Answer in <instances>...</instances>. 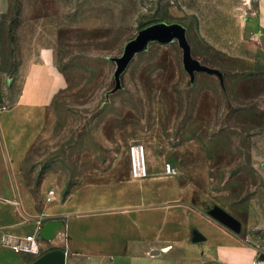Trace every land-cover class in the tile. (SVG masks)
Returning a JSON list of instances; mask_svg holds the SVG:
<instances>
[{"label": "rangeland", "instance_id": "obj_1", "mask_svg": "<svg viewBox=\"0 0 264 264\" xmlns=\"http://www.w3.org/2000/svg\"><path fill=\"white\" fill-rule=\"evenodd\" d=\"M256 3L10 0L0 27L8 72L0 77L5 104L16 102L21 80L14 72L35 46L53 52L62 87L41 114L40 128L24 137L20 164L14 165L20 173L8 179L15 188L9 199L42 205L55 191L54 169L71 165L67 156L108 154L103 142L112 145L111 154H127L139 141L147 151L153 147L164 166L171 163L169 178L179 174L198 197L218 204L242 225L234 238L217 234L195 243L193 227L207 233L218 228H206L202 212L184 201L170 209L168 231L161 234L168 238L136 242L137 253L151 261L120 264H229L214 260L212 253L236 246L264 254V61L255 45L258 36L244 25ZM154 23L183 25L191 58L205 69L186 68L176 39L150 41L117 74L127 45ZM65 182L64 192L73 179Z\"/></svg>", "mask_w": 264, "mask_h": 264}, {"label": "crops", "instance_id": "obj_2", "mask_svg": "<svg viewBox=\"0 0 264 264\" xmlns=\"http://www.w3.org/2000/svg\"><path fill=\"white\" fill-rule=\"evenodd\" d=\"M246 1L251 3V0ZM9 8L10 0H0V27ZM249 15L243 17L244 25L248 34L258 36L259 43L255 45L259 59L264 61V0H257L256 8ZM34 48L14 72V77L21 80L16 102L7 106L0 95V180H5L4 185H0V264H46V256L53 250L63 251L64 255L53 257L50 264L57 261L64 264L151 261L146 254L137 253L136 242L142 238H168L161 234L168 231L170 209L185 205L184 201L192 202L194 209L202 212L200 218L206 228H218L207 233L201 227H193L205 233L206 240L217 238V234L219 238H234V231L206 212V199L184 185L179 174L167 176L162 159L150 145L147 151L149 175L145 178L132 176L129 147L127 154L113 155L112 145L103 142V148L109 149L108 154L92 158L67 156L71 165L65 170L54 169L55 193L47 198L49 187L42 205L29 206L24 200L20 204L10 200L8 196L14 194L15 188H10L8 179L20 173L14 165L20 164L24 137L29 131L40 128L41 114L62 87L53 52L47 47ZM7 75L0 47V77L5 79ZM69 178L73 183L64 192L65 180ZM39 221L42 227L50 222L54 225L48 228L45 236L40 232L38 253H18L1 242L4 235L25 237L35 232ZM223 248L212 253L214 260L253 264L261 259L264 264V254L240 246ZM154 251L157 250H152V254Z\"/></svg>", "mask_w": 264, "mask_h": 264}, {"label": "water", "instance_id": "obj_3", "mask_svg": "<svg viewBox=\"0 0 264 264\" xmlns=\"http://www.w3.org/2000/svg\"><path fill=\"white\" fill-rule=\"evenodd\" d=\"M176 39H179V43L184 49L185 57V66L189 71L193 70H203L204 66L200 65L197 60L191 58V47L186 38V28L179 24L173 23L170 25L164 23H154L143 28L137 39L131 41L127 45L126 54L124 58L119 60L120 68L118 70L119 74L126 66L128 61L134 56L135 53L144 51L147 48V45L150 41H158L161 44H170L173 43ZM206 212L215 220L223 224L224 226L230 228L234 232H239L241 229V222L230 212L219 206L218 204H212L207 202ZM54 225V222L47 223L44 227L41 228L40 232L43 236L46 235L48 228ZM192 239L193 242H203L206 240V236L197 228L192 230ZM64 255V252L59 250H53L47 254L46 264L52 263V258L58 254ZM159 253V251H154V254ZM56 264H64L62 261H57Z\"/></svg>", "mask_w": 264, "mask_h": 264}, {"label": "built area", "instance_id": "obj_4", "mask_svg": "<svg viewBox=\"0 0 264 264\" xmlns=\"http://www.w3.org/2000/svg\"><path fill=\"white\" fill-rule=\"evenodd\" d=\"M129 157L132 176L136 179H142L149 175L148 159H147V148L139 141L133 142L129 146ZM172 165L168 163L165 166V170L168 173L172 172ZM54 190L49 191V197L53 196ZM42 224L39 221L37 230L32 232L25 237H15L11 235H4L2 237V243L11 246V248L18 253H31L36 254L40 250V230ZM253 264H262V260L258 259Z\"/></svg>", "mask_w": 264, "mask_h": 264}]
</instances>
